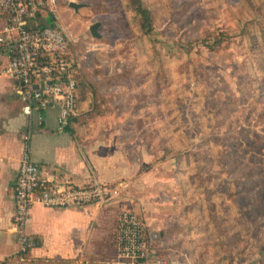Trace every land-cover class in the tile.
I'll return each mask as SVG.
<instances>
[{
	"label": "rangeland",
	"instance_id": "obj_1",
	"mask_svg": "<svg viewBox=\"0 0 264 264\" xmlns=\"http://www.w3.org/2000/svg\"><path fill=\"white\" fill-rule=\"evenodd\" d=\"M142 1L153 23L147 35L128 0L50 5L69 37L80 97L106 102L114 87L135 95L139 113L121 123L122 137L151 150L158 179L127 209L147 233L156 230L166 259L264 264V39L245 29L246 20L264 18V5ZM95 22L99 38L89 31ZM218 34V47L203 44Z\"/></svg>",
	"mask_w": 264,
	"mask_h": 264
},
{
	"label": "crops",
	"instance_id": "obj_2",
	"mask_svg": "<svg viewBox=\"0 0 264 264\" xmlns=\"http://www.w3.org/2000/svg\"><path fill=\"white\" fill-rule=\"evenodd\" d=\"M2 20L0 14V26ZM7 62V55L0 50V264H98L115 260L108 256L115 252L120 209L136 206L140 188L152 187L158 179V163L149 162L151 150L143 154L141 144L122 137L126 130L121 123L139 113L134 93L114 87L115 96L106 102H95L90 96L79 103V115L72 125L58 130L54 107L43 111L41 122L35 114L22 113L18 82L3 73ZM26 136L31 159L39 165L44 182L109 183L118 188V196L104 205L78 208H48L34 203L26 232L39 244L32 246L25 260L19 262L12 216L17 169ZM155 231L151 230L150 236L157 243Z\"/></svg>",
	"mask_w": 264,
	"mask_h": 264
},
{
	"label": "built area",
	"instance_id": "obj_3",
	"mask_svg": "<svg viewBox=\"0 0 264 264\" xmlns=\"http://www.w3.org/2000/svg\"><path fill=\"white\" fill-rule=\"evenodd\" d=\"M55 0H0V50L8 62L3 73L18 82L21 111L43 120V111L57 109V129L63 130L79 115L75 74L77 63L70 51L66 32L57 24L50 5ZM50 10L49 14L47 10ZM47 16L50 22H47ZM52 19V20H51ZM118 196L109 183L84 185L48 184L41 179L40 167L31 159L28 136L22 151L14 189L15 210L12 224L17 232L16 255L25 260L32 238L26 232L34 203L48 208H78L104 205ZM145 223L132 209H122L116 222V259L98 264H190L159 257L145 236ZM88 264V263H85Z\"/></svg>",
	"mask_w": 264,
	"mask_h": 264
},
{
	"label": "trees",
	"instance_id": "obj_4",
	"mask_svg": "<svg viewBox=\"0 0 264 264\" xmlns=\"http://www.w3.org/2000/svg\"><path fill=\"white\" fill-rule=\"evenodd\" d=\"M258 3V7H260V5H264V0H255ZM249 7H252V5L250 4V0L247 1ZM128 6L129 9L132 10L134 12V16L137 19V23L139 25V28L141 30V32L144 35L150 34L153 30V23H152V18H151V13L150 10L145 7L143 5V1L142 0H128ZM256 6L257 10H261ZM52 20V19H51ZM246 27L245 29H256L258 31V33L260 34V37H262L264 39V18L262 19H251V20H246ZM212 39V42H209V40ZM225 41V38L222 37V35L219 36L215 35L213 38H206L203 39L202 42L204 45H206L209 49H215V47H218L222 42ZM76 80H77V89H78V105L81 101L85 100V97L82 96L80 97V93H79V82H78V73L76 72L75 74ZM80 107V106H79ZM77 117L75 118H71L68 125L64 128L67 129L68 127H70L73 123L74 120H76ZM145 236L148 240L151 241L152 247L155 249V242L153 240V238L150 236L149 233H147V229L145 227ZM31 237V236H30ZM32 238V237H31ZM39 244V242L35 241L32 238V243L30 244V246L28 247V250L32 247V246H37ZM156 250V249H155ZM156 254L159 257H164L162 256L160 253L157 252L156 250Z\"/></svg>",
	"mask_w": 264,
	"mask_h": 264
},
{
	"label": "water",
	"instance_id": "obj_5",
	"mask_svg": "<svg viewBox=\"0 0 264 264\" xmlns=\"http://www.w3.org/2000/svg\"><path fill=\"white\" fill-rule=\"evenodd\" d=\"M84 4H78L76 2L70 1L69 6L77 10L78 8L82 7ZM100 26L99 22H95L89 27V31L92 36L99 38L101 37V34L98 32V27Z\"/></svg>",
	"mask_w": 264,
	"mask_h": 264
}]
</instances>
